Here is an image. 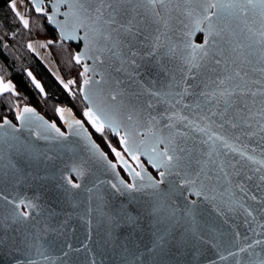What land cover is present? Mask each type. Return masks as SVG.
<instances>
[{
  "label": "snow or ice",
  "instance_id": "obj_1",
  "mask_svg": "<svg viewBox=\"0 0 264 264\" xmlns=\"http://www.w3.org/2000/svg\"><path fill=\"white\" fill-rule=\"evenodd\" d=\"M30 5L37 17L8 0L18 26L0 20V51L50 49L75 69L52 74L76 103L46 119L0 61L14 114L0 118V251L13 264H264V0ZM44 21L52 37H21Z\"/></svg>",
  "mask_w": 264,
  "mask_h": 264
},
{
  "label": "trees",
  "instance_id": "obj_2",
  "mask_svg": "<svg viewBox=\"0 0 264 264\" xmlns=\"http://www.w3.org/2000/svg\"><path fill=\"white\" fill-rule=\"evenodd\" d=\"M17 1L18 0H16V2ZM24 1L26 3L25 5L27 6L25 14L37 17L38 14H36L34 10L31 9L29 1ZM12 18L13 14L8 7V0H0V20L8 24L9 28L17 27L18 25L15 23H8L10 20H12ZM54 34L55 31L47 25L46 21H44V31L33 32L29 36L26 31L22 30L20 35L24 39H44L46 37L50 38ZM19 38L20 37H18V39ZM72 47L75 48L73 44ZM17 48L19 49V51L16 54L20 56V61H16L14 57L5 55L2 51H0V61H3L9 66L8 71L11 72L12 75L8 78L13 79L14 83L17 84L18 90L22 94L21 102H24L23 98L27 97L26 102L31 103L34 107H36L37 110L42 113L47 119L55 118L52 111V105L55 103H61L63 105L74 107L76 102L73 101L71 97H69L67 93H65L59 86L58 82L55 80V77L52 74L53 72L49 70L43 60L40 59L35 53L29 52L27 49L20 47L19 44H17ZM52 58L55 59L57 67L59 69V74L62 77L67 78L70 74L75 75V69L72 71V73H69L65 66L59 62L58 57L52 56ZM21 65L23 67L30 68L37 79L41 81L42 85L45 87V90L49 94L46 99L40 97L38 90H36L34 86L30 84L25 74L21 71ZM5 114H8L9 118L14 120V114L6 113L5 106L0 104V118H2ZM76 114L77 116H79L78 110L76 111ZM94 138H96L98 142H100L98 134H94ZM115 142L116 141L114 140V143ZM101 147L106 149L103 143H101Z\"/></svg>",
  "mask_w": 264,
  "mask_h": 264
},
{
  "label": "rangeland",
  "instance_id": "obj_3",
  "mask_svg": "<svg viewBox=\"0 0 264 264\" xmlns=\"http://www.w3.org/2000/svg\"><path fill=\"white\" fill-rule=\"evenodd\" d=\"M16 3L18 5L17 6L18 10H20L22 13L25 14V10L27 8V6L25 5L26 4L25 1L23 0V2L21 3V0H18ZM34 39H41V38H34ZM38 51L40 53L38 57L43 60V62L47 65L49 70H51L52 72L59 71L55 59H53L52 56L48 55L50 49H38ZM49 60H52L53 63L49 64L48 63Z\"/></svg>",
  "mask_w": 264,
  "mask_h": 264
},
{
  "label": "water",
  "instance_id": "obj_4",
  "mask_svg": "<svg viewBox=\"0 0 264 264\" xmlns=\"http://www.w3.org/2000/svg\"><path fill=\"white\" fill-rule=\"evenodd\" d=\"M29 3H30V0H28ZM31 6V5H30ZM48 25V24H47ZM49 27H51L53 30H54V27L53 26H50L48 25ZM55 31V30H54ZM75 47H76V44L74 42H71ZM42 114V113H41ZM43 115V114H42ZM46 118V117H45ZM47 119V118H46ZM150 171V170H149ZM154 172V170H152ZM74 246H78V245H75ZM15 259L16 260H23L24 257L23 256H20V255H16L15 256ZM0 264H13V257L9 254H6L2 251H0Z\"/></svg>",
  "mask_w": 264,
  "mask_h": 264
},
{
  "label": "flooded vegetation",
  "instance_id": "obj_5",
  "mask_svg": "<svg viewBox=\"0 0 264 264\" xmlns=\"http://www.w3.org/2000/svg\"><path fill=\"white\" fill-rule=\"evenodd\" d=\"M14 122H15V121H14ZM114 140H115V139H113V143H114ZM102 148H103V147H102ZM104 150H105V151H107V148H106V149H104ZM149 170H150V171H152V169H151V168H149ZM152 172H153V171H152ZM153 174L155 175V172H153ZM122 175H123V173H122ZM125 178H127V177L125 176Z\"/></svg>",
  "mask_w": 264,
  "mask_h": 264
}]
</instances>
